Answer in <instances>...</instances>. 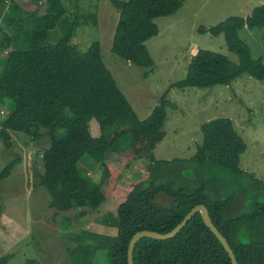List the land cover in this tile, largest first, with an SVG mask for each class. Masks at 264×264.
<instances>
[{"label": "trees", "instance_id": "trees-1", "mask_svg": "<svg viewBox=\"0 0 264 264\" xmlns=\"http://www.w3.org/2000/svg\"><path fill=\"white\" fill-rule=\"evenodd\" d=\"M111 1L119 11L112 52L151 68L154 60L146 41L159 31L154 19L175 13L184 0ZM38 2L43 14L35 6ZM29 5L31 10L26 11L27 5L21 4V15L15 19L7 14L8 28L0 30V48L6 52L0 58V98L14 102L13 111L0 123V140L11 149L10 131L34 139L47 134L50 145L41 153L38 177L50 194L51 208L60 212L84 207L96 210L107 199L116 203L115 210L102 220L109 232L88 231L87 241L67 247L70 255H79L71 257V264H78L80 257L91 263L93 254L101 249L108 251L109 264H128L127 246L134 233L168 232L197 204L208 208L238 264H264V182L240 168V155L247 146L232 120L219 116L203 122L201 141L190 157L157 159L154 149L165 136L166 109L173 106L166 94L140 119L103 62L98 41L80 51L70 43L71 29L55 43L47 42L50 30L66 17L64 1L30 0ZM89 17L96 23L94 14ZM72 24H79L75 17ZM245 27L264 29V3L245 17L231 15L208 28L199 26L202 32L223 33L237 62L223 53L199 48L190 57L184 77L169 87L227 85L242 73L264 79L262 59L253 58L250 46L238 36ZM17 37L22 38L23 46L16 45ZM108 153L126 154L110 164L104 159ZM84 155L102 165L99 181L78 166ZM19 162L17 156L2 167L0 183ZM159 191L168 192L174 202L167 207L152 203ZM133 263L231 264V260L197 212L172 238L139 239Z\"/></svg>", "mask_w": 264, "mask_h": 264}, {"label": "rangeland", "instance_id": "rangeland-1", "mask_svg": "<svg viewBox=\"0 0 264 264\" xmlns=\"http://www.w3.org/2000/svg\"><path fill=\"white\" fill-rule=\"evenodd\" d=\"M63 1L66 17L50 30L48 43H55L71 29L70 43L80 51L98 41L103 62L140 119L150 114L163 94L173 103L166 109L162 126L165 136L154 149L157 159L190 157L202 138L200 125L219 116L229 117L247 146L240 155V168L264 182V79L242 73L227 85L169 87L184 77L190 57L199 48L223 53L237 62V56L226 47L223 33L202 32L199 26L208 28L231 15L245 17L264 0H184L175 13L154 19L159 31L146 41L154 60L149 69L112 52L119 11L111 0ZM29 2L0 0V30L8 28L5 25L7 14L14 19L21 15V4L25 3L26 11H30ZM35 6L43 14L42 3ZM90 13L96 16V23L89 17ZM74 17L79 24L71 25ZM24 22L30 25L28 19ZM238 36L250 46L251 56L260 57L264 63V29L245 27L238 31ZM16 45H24L22 38L17 37ZM5 54L0 48V58ZM13 109L12 99L0 98V123ZM10 135L11 149L0 140V170L17 156L20 162L0 183V259L6 257L3 264L28 261L32 264H71V257L79 255H70L67 247L73 248L87 241L88 231L100 232L102 229L109 232L102 220L115 210L116 203L107 199L96 210L84 207L60 212L51 208L48 204L50 194L38 177V171L42 169L41 153L50 145L49 137L43 133L34 139L18 131H10ZM125 154L108 153L104 159L115 164ZM138 164L135 166L139 174ZM78 166L93 181H99L100 163L84 155ZM107 252L106 249L98 250L91 263L82 257L76 260L78 264H109Z\"/></svg>", "mask_w": 264, "mask_h": 264}, {"label": "water", "instance_id": "water-1", "mask_svg": "<svg viewBox=\"0 0 264 264\" xmlns=\"http://www.w3.org/2000/svg\"><path fill=\"white\" fill-rule=\"evenodd\" d=\"M151 202L154 204L161 205L163 207L170 206L174 202V197L171 196L166 191H159L154 194L153 198L151 199ZM199 212L201 215V218L205 225L214 233V235L217 237V239L220 241V243L223 245L224 249L227 251L231 264H238L235 254L230 247L227 239L221 234V232L217 229V227L212 222L208 208L204 204H197L191 208V210L183 217V219L170 231L165 233H160L154 230H140L134 233L127 246V263L128 264H134L133 263V249L136 244V242L143 238V237H151L155 239H169L174 237L188 222V220L195 214Z\"/></svg>", "mask_w": 264, "mask_h": 264}]
</instances>
